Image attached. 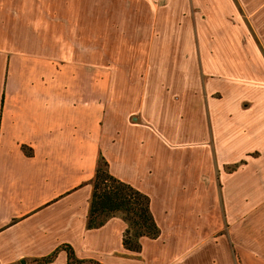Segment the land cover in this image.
<instances>
[{"label": "crops", "instance_id": "crops-1", "mask_svg": "<svg viewBox=\"0 0 264 264\" xmlns=\"http://www.w3.org/2000/svg\"><path fill=\"white\" fill-rule=\"evenodd\" d=\"M236 2L0 0V264H264V0ZM101 156L150 199L139 252L88 226Z\"/></svg>", "mask_w": 264, "mask_h": 264}, {"label": "trees", "instance_id": "trees-1", "mask_svg": "<svg viewBox=\"0 0 264 264\" xmlns=\"http://www.w3.org/2000/svg\"><path fill=\"white\" fill-rule=\"evenodd\" d=\"M118 214L127 223L123 234V244L128 250L139 252L141 237L159 235L160 230L151 212L149 197L131 184L112 175L107 160L101 156L93 179L88 226L90 228L99 227L109 218ZM63 248L67 251L70 264H101L91 260L78 259L69 245H63ZM58 250L48 256L36 259L35 264L52 261Z\"/></svg>", "mask_w": 264, "mask_h": 264}, {"label": "rangeland", "instance_id": "rangeland-1", "mask_svg": "<svg viewBox=\"0 0 264 264\" xmlns=\"http://www.w3.org/2000/svg\"><path fill=\"white\" fill-rule=\"evenodd\" d=\"M237 0H229L228 2L227 1H221V0H216V3H215V5H213L212 6V8L209 6L208 8H207V10L206 11H210L211 12V14H212V16H213V18H214V21H209L208 22V24L209 25H211V24H221L220 23V21H221V19H220V21H219V19H218V16L217 15H219V14H223V12L222 11H219V14H217V10H218V8L219 7H222V6H228V7H230L231 9L233 8V9H235V6L237 7V9H238V11H240L239 9V5L237 4V2H236ZM260 1V0H259ZM199 3H200V1H198ZM202 3V2H201ZM204 4V3H203ZM188 10L190 11H188L189 13H192L193 12V10L191 9H189L188 8Z\"/></svg>", "mask_w": 264, "mask_h": 264}]
</instances>
